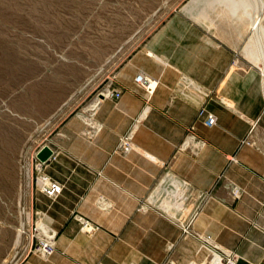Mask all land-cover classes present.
<instances>
[{
  "label": "crops",
  "instance_id": "0c3cea01",
  "mask_svg": "<svg viewBox=\"0 0 264 264\" xmlns=\"http://www.w3.org/2000/svg\"><path fill=\"white\" fill-rule=\"evenodd\" d=\"M263 13L255 28L252 11L210 29L173 21L119 69V99L92 100L36 149L53 150L36 169L62 191L28 193L26 244L56 250L18 264H264Z\"/></svg>",
  "mask_w": 264,
  "mask_h": 264
},
{
  "label": "rangeland",
  "instance_id": "374dc122",
  "mask_svg": "<svg viewBox=\"0 0 264 264\" xmlns=\"http://www.w3.org/2000/svg\"><path fill=\"white\" fill-rule=\"evenodd\" d=\"M263 7L264 0H0V264L36 253V233L26 244L28 193L41 177L36 149L113 91L142 45L173 21L209 29L234 22L230 11H252L255 28Z\"/></svg>",
  "mask_w": 264,
  "mask_h": 264
},
{
  "label": "built area",
  "instance_id": "2783aa9c",
  "mask_svg": "<svg viewBox=\"0 0 264 264\" xmlns=\"http://www.w3.org/2000/svg\"><path fill=\"white\" fill-rule=\"evenodd\" d=\"M136 83L138 86L143 88L148 95H152L155 90L156 86L154 84L156 83L154 79H152L150 76L140 74L136 77ZM107 96L109 98H115L119 99L121 97V93L119 91H108ZM201 117L205 118V123L209 127H213L217 124V118L212 113H207L205 111H201L200 115ZM120 150L123 153H128L132 150V143H131V136H125L120 143ZM37 188L40 189L42 192H44L49 198L56 199L61 191L62 187L54 182L49 180L45 176H41L37 179ZM82 229L86 231H90L92 229L90 223L86 221H82ZM55 242L54 239L51 237L48 238H37V246L35 252L41 255L44 258L50 257L55 252Z\"/></svg>",
  "mask_w": 264,
  "mask_h": 264
},
{
  "label": "water",
  "instance_id": "95a60500",
  "mask_svg": "<svg viewBox=\"0 0 264 264\" xmlns=\"http://www.w3.org/2000/svg\"><path fill=\"white\" fill-rule=\"evenodd\" d=\"M53 154V150L46 145L36 154V160L41 164H45L52 158Z\"/></svg>",
  "mask_w": 264,
  "mask_h": 264
},
{
  "label": "bare ground",
  "instance_id": "6f19581e",
  "mask_svg": "<svg viewBox=\"0 0 264 264\" xmlns=\"http://www.w3.org/2000/svg\"><path fill=\"white\" fill-rule=\"evenodd\" d=\"M156 82V81H155ZM156 84V83H155ZM155 86V85H154ZM30 219V218H29ZM21 236V235H20ZM19 242V241H18Z\"/></svg>",
  "mask_w": 264,
  "mask_h": 264
}]
</instances>
